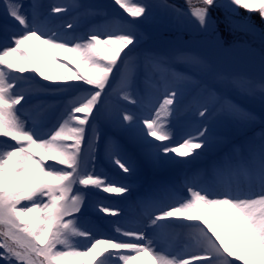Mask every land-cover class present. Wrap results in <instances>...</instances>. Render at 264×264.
I'll use <instances>...</instances> for the list:
<instances>
[{
    "label": "snow or ice",
    "instance_id": "snow-or-ice-1",
    "mask_svg": "<svg viewBox=\"0 0 264 264\" xmlns=\"http://www.w3.org/2000/svg\"><path fill=\"white\" fill-rule=\"evenodd\" d=\"M3 4L0 264H131L134 260L138 264H264V132L258 144L247 145V157L239 161L225 157L214 163L211 178L198 189L191 186L192 178L184 177L182 197L173 202L147 201L148 210L138 227L123 232L116 228L119 235L97 239L81 224L93 190L130 195L129 181L138 172L187 162L209 149L218 122L247 125L257 120L256 112L236 102L233 94L259 97L264 108V51L259 56L258 78L220 71L216 58L222 51L220 41L227 39L220 26V10L229 27L234 23L231 18L243 13L255 31L252 17H258L264 41V0H197L195 4L184 0L183 5L170 0H160L158 5L151 0H113V6L126 14L120 17L121 27L114 31L86 27L82 34H76L75 22L66 25L73 30L69 34L41 23L44 12L39 3L3 0ZM76 7L85 9L84 17L97 14L91 6L54 3L48 6V15ZM155 7L169 18L168 24L212 37L209 51L195 47L142 50L147 33L141 26L153 20ZM9 27L17 30L9 31ZM101 46L107 48V55ZM56 50L71 53L79 63L61 61ZM141 64L146 77L159 73L162 83L163 100L154 115L140 116L119 103L109 107L102 97L110 95L112 81L120 75L124 85L130 86ZM180 65L184 70H178ZM25 81L31 82L30 87L22 86ZM32 92L78 95L45 126L44 108L35 116L25 110ZM187 93H194L192 107L199 119L193 129L177 137L169 118ZM122 100L138 103L132 91L124 92ZM101 151L124 180L88 169ZM241 172L251 181L247 189L232 179ZM163 191L171 187L165 185ZM98 210L117 215L110 206ZM169 228L190 230L197 248L161 254L154 245ZM76 238L84 243H74Z\"/></svg>",
    "mask_w": 264,
    "mask_h": 264
},
{
    "label": "rangeland",
    "instance_id": "rangeland-1",
    "mask_svg": "<svg viewBox=\"0 0 264 264\" xmlns=\"http://www.w3.org/2000/svg\"><path fill=\"white\" fill-rule=\"evenodd\" d=\"M33 2L43 6L44 15L40 17V22L52 30H59L65 34L73 32L72 29H67L66 27L70 22H75L78 25L75 29L76 34H82L86 27L91 29L96 26L101 27L104 31L118 30L121 27V15L126 16L122 10L118 9V6H113V0H23L25 5ZM151 2L158 5L160 0H151ZM170 2L177 5L184 4V0H170ZM54 3L91 6L97 14L84 17L83 12L85 9L76 7L69 8L68 11L63 13L52 14L49 17L48 6ZM192 3H197V0H192ZM3 7V0H0V41H2L4 35ZM219 15L221 18V30L227 39L226 42L224 40L220 41L222 51L216 58L217 68L223 72L247 73L258 78L260 74L259 56L264 51V41H262L259 32L261 27L259 18L256 16L252 17V21L257 26V30L253 31L245 22L243 13L231 18L234 22L231 27L223 19V9L220 10ZM59 19H61L59 23H53V21ZM168 19L159 7L154 8L153 20L141 26V31L147 33V39L140 46L142 50L150 49L165 52L174 47H195L205 53L209 51L210 42L213 40L212 37L193 32L175 24H168ZM16 30V28L9 27V31ZM101 50L106 55L108 54L106 47L101 46ZM56 51L61 61L67 58L73 65L79 63L78 58L73 57L71 53ZM184 67L180 65L178 70H184ZM15 74L20 75L19 73ZM27 75L28 73L23 74L25 77ZM30 84L31 82L25 81L22 86L28 88ZM108 91L110 95L106 98L102 97V99H106L109 107L119 103L130 112H136L140 116L154 115V109L162 102L164 95L162 83L159 80V73L154 72L151 78L146 77L142 64L139 72L134 74V79L130 86L126 87L122 77L117 75L116 79L112 81L111 89H108ZM128 91H132L138 98L137 104L122 100L123 93ZM77 95L78 93L45 96L32 92L31 99L25 110L30 111L35 116L44 108L48 115V120L45 122V126H47L61 112L65 111L69 106V102ZM193 95L194 93H187L178 106L179 110L169 118L177 137L193 129L198 122L199 118L195 115V109L192 107ZM233 98L236 102L256 112L258 118L254 123L244 125L231 120L218 122L214 128V141L209 149L204 150L198 158L190 159L187 162L168 163L158 169H144L138 172L137 176L129 181L133 187L130 195L125 194L121 197L93 190L88 194V202L90 204L88 216L81 219V224L90 228L97 239H108L113 235H119L115 231L116 228H120L121 232H123L133 227L134 215L141 209L143 201L152 191H162L165 185H173L174 188L178 189L179 195L182 197L185 193L184 177L192 178L191 186L198 189L200 185L211 178L212 164L213 162L215 163V157L220 155L222 151L226 150L227 152L224 153H228V157L230 152L233 161L247 157V145L250 142L258 144L260 133L264 132V120L261 119L262 115H264V108L259 102V97L245 98L234 93ZM18 115L23 114L18 113ZM4 139L0 137V149L5 146ZM85 152H87V149H85ZM41 155H44V153H41ZM208 157L211 159L207 163L201 164ZM224 157H227V154ZM88 169H94L102 176L106 175L110 179L124 180L122 174L110 163L103 151L98 153L96 161L93 164H89ZM188 195L190 196V193ZM112 198L118 201H112ZM104 206H110L117 212V215L103 213L98 210ZM183 230L187 232L186 238H169L167 240L169 246L174 247L173 253L181 249L186 251L190 243L195 244L196 242L195 237L190 234V230ZM120 238L127 242L125 237L121 236ZM160 242V239L156 241L158 244ZM74 243L83 244V238H76ZM101 247H105V245H101ZM156 247L159 248L158 245ZM133 255L135 254L133 253ZM86 259L91 260V257ZM131 264H138V262L134 260Z\"/></svg>",
    "mask_w": 264,
    "mask_h": 264
},
{
    "label": "bare ground",
    "instance_id": "bare-ground-1",
    "mask_svg": "<svg viewBox=\"0 0 264 264\" xmlns=\"http://www.w3.org/2000/svg\"><path fill=\"white\" fill-rule=\"evenodd\" d=\"M225 154H227L228 157V153H223L222 155H220L217 159L215 163H218L220 161H222L225 157ZM229 158H231V154L229 152ZM232 159V158H231ZM241 160V158L239 159ZM238 160V161H239ZM235 181V184L240 187L241 189H247L249 184H250V179L248 177H246L242 172L240 174H238L236 177L232 178ZM154 198H163L165 200V202H173L175 199L180 198L179 192L177 188H171V191L165 192V191H152V193L147 196L145 198V200L143 201V204L141 206V209H139V211H137V214L134 215V220L132 221L133 223V227H138L142 222L143 219L145 217L146 211L148 210L146 207V202L149 201L150 199H154ZM187 232L186 230L184 231L183 229L180 228H169L165 231V233L163 234V236L160 238L161 242L155 243L154 246L158 245L160 248V253L163 255L168 254L169 252L173 253L174 247L173 246H169V244L167 243V240L169 238H186ZM126 241H128L129 238H125ZM197 248V244L195 242V244L190 243L186 249V251L184 250H179V251H174L175 253H184V252H188L191 251L192 249ZM138 262V261H137Z\"/></svg>",
    "mask_w": 264,
    "mask_h": 264
}]
</instances>
